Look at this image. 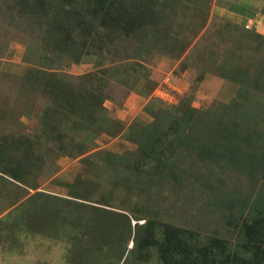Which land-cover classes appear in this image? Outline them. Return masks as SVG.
Here are the masks:
<instances>
[{
	"label": "rangeland",
	"instance_id": "rangeland-1",
	"mask_svg": "<svg viewBox=\"0 0 264 264\" xmlns=\"http://www.w3.org/2000/svg\"><path fill=\"white\" fill-rule=\"evenodd\" d=\"M218 1L0 0V264H264V31Z\"/></svg>",
	"mask_w": 264,
	"mask_h": 264
},
{
	"label": "crops",
	"instance_id": "crops-1",
	"mask_svg": "<svg viewBox=\"0 0 264 264\" xmlns=\"http://www.w3.org/2000/svg\"><path fill=\"white\" fill-rule=\"evenodd\" d=\"M214 8L217 18L242 28L259 27L264 31V0H219ZM218 1V3H219Z\"/></svg>",
	"mask_w": 264,
	"mask_h": 264
},
{
	"label": "trees",
	"instance_id": "trees-1",
	"mask_svg": "<svg viewBox=\"0 0 264 264\" xmlns=\"http://www.w3.org/2000/svg\"><path fill=\"white\" fill-rule=\"evenodd\" d=\"M83 3H86V2H83ZM87 4V3H86ZM263 12H264V10H263ZM108 212V211H107ZM106 212V213H107ZM115 214V216H114V221H115V219H119L118 220V222H114V225H113V227L114 228H117V227H119L118 226V224L117 223H119V224H121L122 223V227L124 228H122L121 227V229H123V237H124V242H125V240L128 242V241H130L131 239H132V242H133V245H132V249L131 250H129L128 251V256L131 254V255H133V254H135L136 252H138V251H140V249L142 248V246L145 244V240L143 241V240H141L140 239V230H141V228L143 227V226H146L145 224H142V225H140V224H138V223H136V224H134V225H132V220H136V221H140V220H142L141 219V217L138 215V213H136L135 212V214H133L132 216H129V215H126V214H121V213H115V212H110L109 214ZM122 219H120V218ZM148 225V224H147ZM133 233H134V237H133ZM127 238V239H126ZM120 240V239H119ZM127 244L128 243H122L121 244V247H122V253L124 252V255L123 256H125V252L127 251ZM119 254V253H118ZM123 256H121V258L123 257ZM127 257V256H126ZM118 261V262H117ZM116 262V264H119L121 261H122V259H119V260H117ZM120 261V262H119ZM127 261V258H125V260L123 261V263L122 264H129L128 262H126ZM135 263V262H134ZM95 264H97V263H95ZM113 264V263H112ZM135 264H137V263H135Z\"/></svg>",
	"mask_w": 264,
	"mask_h": 264
}]
</instances>
